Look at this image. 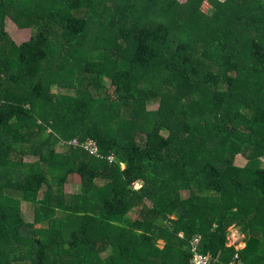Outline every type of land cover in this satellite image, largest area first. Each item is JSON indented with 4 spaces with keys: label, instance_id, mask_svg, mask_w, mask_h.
Wrapping results in <instances>:
<instances>
[{
    "label": "trees",
    "instance_id": "16d2710c",
    "mask_svg": "<svg viewBox=\"0 0 264 264\" xmlns=\"http://www.w3.org/2000/svg\"><path fill=\"white\" fill-rule=\"evenodd\" d=\"M209 3L0 0V264H264V0Z\"/></svg>",
    "mask_w": 264,
    "mask_h": 264
},
{
    "label": "rangeland",
    "instance_id": "374dc122",
    "mask_svg": "<svg viewBox=\"0 0 264 264\" xmlns=\"http://www.w3.org/2000/svg\"><path fill=\"white\" fill-rule=\"evenodd\" d=\"M180 3H184L187 0H178ZM202 8L204 9V11H206V13L210 14V11L212 10V5L209 6L208 3L206 1H204V4L202 6ZM8 20V21H7ZM6 21V32L8 33V35L10 36L9 38L17 45H20L28 40H30V38L32 36H34V34L36 33V31L34 29H19L16 25V23L14 21H12L11 19H7ZM103 83L108 87L109 82L104 79ZM56 91H58V89H53L52 92L56 94ZM61 91H68V90H61ZM60 92V91H59ZM158 108V104L157 103H152L149 105V109L153 110V109H157ZM164 135H167L166 132L163 133ZM142 137L140 135H137V140L141 141ZM63 146L62 143H60L58 145V150L59 151H63ZM240 159H242L243 163H236V165L238 166H244L245 163H247L246 159L244 156L239 155L238 156ZM35 160V158L30 157V156H26L25 157V161H33ZM113 159L110 161L112 162ZM68 185L65 187V190L67 191V193L69 195H76L78 193L81 192V181L79 178H75V177H70L68 180ZM140 183H136V187L139 188ZM135 187V188H136ZM142 187V185H141ZM42 195V193H41ZM183 196H185V194H183ZM22 214H23V218L26 222L28 223H32L34 221V208L33 205L27 202H23L22 203ZM131 216V215H130ZM129 217V215H128ZM133 217V216H132ZM135 218H133L134 220ZM106 255V254H105Z\"/></svg>",
    "mask_w": 264,
    "mask_h": 264
},
{
    "label": "built area",
    "instance_id": "2783aa9c",
    "mask_svg": "<svg viewBox=\"0 0 264 264\" xmlns=\"http://www.w3.org/2000/svg\"><path fill=\"white\" fill-rule=\"evenodd\" d=\"M208 3V5L210 6L209 0H204ZM74 145H78V142H73ZM82 146L85 148V150H87L89 153H91L92 155H97V147L95 145V143L93 141H91L90 139H88L85 143H82ZM113 158L112 156L108 157V160L111 161ZM263 165H264V158L262 159ZM133 187L134 189H139L141 188V184L139 186V188L136 187V183H133ZM136 187V188H135ZM235 230H233L228 239H239V236L237 234H234ZM200 236L195 237L192 239V241L190 242L191 245V253H192V260L191 263L192 264H213L212 261V257L211 255L205 254L200 250ZM235 245V244H233ZM229 264H243L240 254L239 252H237L234 256V258L231 260V262Z\"/></svg>",
    "mask_w": 264,
    "mask_h": 264
},
{
    "label": "crops",
    "instance_id": "0c3cea01",
    "mask_svg": "<svg viewBox=\"0 0 264 264\" xmlns=\"http://www.w3.org/2000/svg\"><path fill=\"white\" fill-rule=\"evenodd\" d=\"M235 162L238 164V163H243L242 159H240L238 156L236 157V160ZM246 164V163H245ZM235 231L233 232L234 234H237L239 236V239H228V242H227V246L228 247H235L236 250H242L246 247L247 245V239H246V236L244 234L241 233V231L239 229H234ZM229 238V236H228ZM235 244V245H233Z\"/></svg>",
    "mask_w": 264,
    "mask_h": 264
},
{
    "label": "clouds",
    "instance_id": "9594fccd",
    "mask_svg": "<svg viewBox=\"0 0 264 264\" xmlns=\"http://www.w3.org/2000/svg\"><path fill=\"white\" fill-rule=\"evenodd\" d=\"M141 184V183H140Z\"/></svg>",
    "mask_w": 264,
    "mask_h": 264
}]
</instances>
